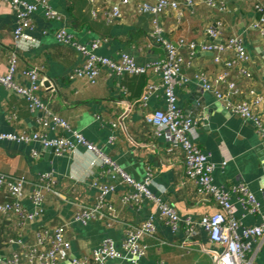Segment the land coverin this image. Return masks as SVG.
<instances>
[{"label": "crops", "instance_id": "obj_1", "mask_svg": "<svg viewBox=\"0 0 264 264\" xmlns=\"http://www.w3.org/2000/svg\"><path fill=\"white\" fill-rule=\"evenodd\" d=\"M114 1L117 0H99L100 8L110 7ZM138 1L142 0H132L123 6L122 16L109 23L103 13L98 18L92 16L88 0H48L61 18H47L45 7H39L33 14L34 26L27 31V35L36 44L19 52L17 81L28 85V78L22 75L21 70L29 66H43L42 76L55 84L54 88L49 87L48 81H45L40 90L48 108L68 120L72 129L97 144L135 180L143 181L148 167H151L155 175L150 186L152 191L173 207L182 220L176 226L165 223L160 218L157 205L148 199L139 205L123 203L120 195L132 188L114 173L101 174V168L91 165L93 154L83 147L77 148L75 153L57 155L45 150V146L37 140L0 139V171L14 177H25L29 181L22 200L27 208L33 207L29 195L40 173L50 172L58 181V193L46 192L44 210L34 221L21 226L17 215L0 214V250L6 257L22 250L18 245L9 243L11 238H23L25 243L33 244L38 230L59 225H66V236L72 240L70 258L90 255L109 237L121 248L126 223L140 224L153 215L158 231L155 236L143 237L147 245L146 254L136 258V261L116 258L108 260L107 264H214V253L223 249L222 245L209 239L202 227H198L195 234L187 232L184 218L199 220L205 214L219 211L220 207L212 197L199 191L194 180L186 177L183 148L172 143L166 133L155 135L144 119L147 112L165 107L163 88L151 96L147 105H142L140 101L145 86L159 83L160 77L151 72L118 76L108 67L101 70L95 83L87 78L69 77L76 66L83 65L86 57L72 45L59 42L57 32L61 29H66L82 44L105 38L98 53L112 59H118L122 51L129 53L139 65L164 57V47L149 40L153 16L138 12ZM258 1L264 3V0H226V11L210 8L202 0H195L192 6H186L181 1L178 8L181 18L177 17L174 9H167L158 16L165 37L178 45L183 54L182 71L190 79L187 84L175 89L179 106L188 115L198 100H204L206 105L221 102L225 106L222 111L220 107L211 114L203 110L196 113L195 120L200 131L198 143L216 164L214 179L217 184L230 188L244 183L260 201V211L253 214L244 208L238 195L232 194L234 214L250 226L264 224V154H259L263 139L251 121L232 113L226 100H218L213 92L204 90L195 78L199 70L214 78L224 66L214 61L211 52L204 51L197 52L189 62V49L178 42L181 38L195 42L211 41L207 34L209 27L219 28L223 37L241 36L251 57L249 68L253 76L247 79L236 69L232 71L241 91L231 100L248 97L250 88L264 98V36L251 27L259 16L254 8ZM15 27V8L10 1L0 0L2 74L9 71ZM259 111L264 115V99ZM44 116L43 110L32 109L25 97L0 84V133H32L40 129L39 119ZM56 133L68 134L63 129L56 132L48 130L50 136ZM111 136H114L113 141H110ZM34 151L38 152V156L33 154ZM95 177L116 184V191L110 199L116 207L118 220L111 225L106 220H94L87 224L74 221L81 203L95 201L97 188L91 186ZM10 199L12 196L7 191H0V201ZM252 243L256 264H264V235Z\"/></svg>", "mask_w": 264, "mask_h": 264}, {"label": "built area", "instance_id": "obj_2", "mask_svg": "<svg viewBox=\"0 0 264 264\" xmlns=\"http://www.w3.org/2000/svg\"><path fill=\"white\" fill-rule=\"evenodd\" d=\"M10 1L16 10V27L14 29V46L9 56V71L6 74L0 73V84L25 97L32 109H40L45 112V116L39 119L40 129L32 133H0V139H10L19 141H40L44 146H53L57 155L75 153L79 147H83L86 152L93 154L91 165L101 168V174L114 173L118 175L122 182L132 189L120 195L121 201L125 204H141L145 199L157 205L160 218L167 224L176 226L182 219L176 210L164 202L151 189L154 183V171L148 167L143 181L135 180L126 172L112 157L94 142L89 140L83 133L72 129L68 120L59 114L53 113L42 100L40 90L45 81L49 87H55L46 76H42L43 66H29L21 70L22 75L28 78L29 84L24 85L17 81L19 52L29 50L36 43L27 35V31L32 29L33 14L39 7H45L46 16L49 19H60L59 12L54 10L48 0H6ZM91 4V13L94 18H98L100 13L104 14L106 20L112 23L119 19L123 13V6L132 0H117L112 2L110 7L100 8L99 0H88ZM186 6H192L195 0H181ZM180 0H148L138 1L136 10L142 14L153 16V29L149 34L151 42L161 44L165 49L163 58L139 65L127 52L122 51L118 59L98 53V49L103 43L99 38L82 44L76 41L71 33L66 29L57 32V39L61 43L72 45L78 52L86 57L83 65L76 66L70 73V78H87L95 83L104 67H108L115 75L124 74H146L153 73L160 77L159 83H148L143 89L140 101L142 105H147L151 96L163 88L165 96V107L156 108L147 112L144 119L153 128L155 135L166 133L170 141L180 145L185 154L184 173L186 177L195 181L199 191L212 197L219 205L220 210L211 214L203 215L199 220L191 217L184 218L189 234H195L198 227L204 228L212 242L223 246V249L214 253V264H256V251L253 248V240L264 235V224L245 225L233 211L232 194L238 195L244 208L253 214L260 211V201L250 188L244 184L233 185L225 188L215 182L214 172L216 164L212 162L209 155L203 152L198 140L200 131L198 122L193 120L178 104L176 87L187 84L190 79L183 74L182 68L185 61L178 45L165 37L162 27L159 24L158 16L167 9L177 11V17L181 18L178 10ZM207 6L218 11H226V0H202ZM255 10L258 18L252 22L251 27L258 30L264 36V3L256 2ZM207 34L211 41L195 42L181 38L178 42L180 46L189 49L192 59L197 52H211L213 59L221 63L224 69L216 77H210L206 72L199 70L195 78L200 81L204 90L211 91L218 100H226L228 108L232 113L239 115L245 121H251L254 128L260 134L264 142V115L259 111L263 103V96L257 93L254 88H250L248 97L231 100L241 91L232 73L234 69L239 75L250 79L253 76L249 68L250 54L245 45L244 39L238 35L223 37L222 31L217 27H209ZM225 89H222V87ZM115 125V124H113ZM63 129L68 134H54L50 136L48 130L55 131ZM114 136L110 137L113 141ZM33 154L38 156V152ZM29 181L25 177H14L0 171V191H7L12 199L0 201V214H15L19 218V225H26L39 217L44 208L46 192L56 191L57 179L50 172L40 173L35 186L29 195L32 209L23 204L26 185ZM91 186L97 188L95 201L92 203H81L76 212L74 221L87 224L94 220H106L109 225L117 221L116 207L110 196L116 191V184L108 181H100L95 177ZM66 225H59L54 228L40 229L36 233V242L27 244L23 238H11L10 244H16L22 250L14 251L9 257L0 256V264H59L70 258L72 252V240L66 236ZM156 219L150 216L140 224L126 223L125 238L122 247L119 248L114 240L106 238L101 246L94 249L90 255L81 258L73 257L72 264H107L108 260L116 258H129L136 261L146 254L147 245L143 242L144 236H155L157 234Z\"/></svg>", "mask_w": 264, "mask_h": 264}, {"label": "water", "instance_id": "obj_3", "mask_svg": "<svg viewBox=\"0 0 264 264\" xmlns=\"http://www.w3.org/2000/svg\"><path fill=\"white\" fill-rule=\"evenodd\" d=\"M195 106L192 108V112H190V117L195 120V115L198 111L203 110L206 114H211L213 110H216L218 108H222L221 111L223 110V108H225V106L219 102V104H211V105H206V103L204 102V100L202 101H197L194 102ZM45 150H49L50 152L54 153L55 152V148L53 146H45L44 147ZM259 154L262 156L264 154V144L260 147V152ZM263 167H264V162H263ZM262 191H263V195H264V176L262 178ZM0 256L5 257L4 251L0 250ZM72 260L73 257H71L70 259L60 262L59 264H72Z\"/></svg>", "mask_w": 264, "mask_h": 264}]
</instances>
